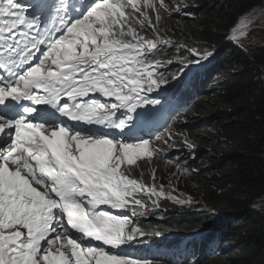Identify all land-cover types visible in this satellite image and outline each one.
Returning a JSON list of instances; mask_svg holds the SVG:
<instances>
[{"label":"snow or ice","instance_id":"6c2138e0","mask_svg":"<svg viewBox=\"0 0 264 264\" xmlns=\"http://www.w3.org/2000/svg\"><path fill=\"white\" fill-rule=\"evenodd\" d=\"M197 7L0 0V264H152L128 250L161 232L147 233L133 218L161 198L193 201L172 195L171 180L157 183V168L145 180L142 164L167 157L175 143L171 129L154 131L160 114L167 126L176 110L170 89L187 87L192 66L217 54L179 43L160 24L166 13L194 19ZM256 12L235 16L226 43L244 50L239 41ZM174 151L173 178L196 158Z\"/></svg>","mask_w":264,"mask_h":264},{"label":"trees","instance_id":"16d2710c","mask_svg":"<svg viewBox=\"0 0 264 264\" xmlns=\"http://www.w3.org/2000/svg\"><path fill=\"white\" fill-rule=\"evenodd\" d=\"M176 3L198 5L191 9L195 18L166 13L160 27L166 23L172 39L183 41L181 44L211 45L217 54L201 68L192 66L190 84L183 86L175 100L186 110L177 116L171 130L200 151V157L192 161L193 169L199 170L193 172L192 180L202 201L229 215L200 211L198 207L186 213L173 210L162 214L158 226L162 230L176 227L177 232L219 228L218 236L214 231L210 240L212 245L221 242L219 252L213 256L209 249L211 258L199 264H264V211L255 207L264 197V45L249 53L226 43L222 35L229 33L238 13L251 10L260 0ZM152 160L148 167L158 170L171 164L163 155H154ZM167 179V184L171 180V186H177L170 174ZM170 203L175 207L174 201ZM218 216H225L224 221L215 224ZM205 246L200 247L201 253ZM161 254L160 248L151 247L142 258L152 264H175L160 260Z\"/></svg>","mask_w":264,"mask_h":264},{"label":"clouds","instance_id":"9594fccd","mask_svg":"<svg viewBox=\"0 0 264 264\" xmlns=\"http://www.w3.org/2000/svg\"><path fill=\"white\" fill-rule=\"evenodd\" d=\"M163 21H164V19H163ZM163 25H164V22L161 26H163ZM192 71H193V68H192ZM162 87H164V86H162ZM177 87L181 90L183 89V85H181V88H180V86H177ZM179 91L180 90H177L176 86H173L170 89V92L175 93L174 105H175V100L178 96ZM159 99H163V98L159 97ZM176 118L177 117H172V119L170 121H168V124L169 123L172 124L169 129H173L175 127ZM165 127L166 126H163L161 129L158 126V128H160L159 131L164 130ZM169 129L166 130L165 133H159V135L167 136ZM172 139L175 141V143L172 144V146H173L172 151L169 152V150H167L169 153L168 156L166 157L167 159H169V157H170L171 153L174 151V149H179L180 152H182L184 155L186 143L194 146L192 149H189L186 152L192 151V152L196 153L195 155L199 156L200 151L197 149V146L194 143L189 142V141H184L183 138L180 135H177L176 133L172 137ZM152 141H153V143H156V145L159 147V143L157 141H155V139ZM150 143H151V141H150ZM173 157L174 156H172V159H173ZM174 163H176L175 160H174ZM173 164L169 165L164 170H158L157 171V183H162L165 186L169 185L166 182H168L167 178L169 177V174H171V172H169V170ZM148 166H149V164H142V169L144 172V179L151 182V178L149 176H150L152 168L148 167ZM161 177L163 179H161ZM174 184L177 185V182H174ZM173 188L176 189V186H173V187L170 186V190ZM171 201H173V200L161 198L158 208H152L151 204L149 203L146 206L148 208V210L145 212V214L139 215V216H136L133 218L135 220V225H138L139 227L143 228L145 230V232L152 233L154 231H160L161 236L160 237L149 236L143 245H140L134 249H129L128 251H130L131 253H133L137 257H143L145 251L151 247H157V248L163 249L165 246H168L170 254H168V255L161 254L160 260L173 262L175 264H178V262L181 260H186L188 263L189 260H193V259H198L200 262H204V260L209 259L211 257H209L206 254L201 253L200 250H196V246H198V245L201 246V244L197 240L198 239L197 235H198V233L202 232L205 236H204V238L200 239V241L205 242L208 245L207 247L212 249L213 256L217 252H219V245L221 242L219 240L215 241L213 245L210 242V240L212 239L214 231H216V235L218 236V233H219L218 229L219 228H215L212 232H210L211 228H209V229L208 228H202V229L199 228V229H193V230H188V231H184V232H177V230L175 229L176 227H172L170 230H168V229L162 230L159 228V226H158L159 222H157V221L161 220L162 214L165 212H170V213L173 212V210H171V207H170ZM193 208H194V206H190V207H188L182 211H185L184 213H186V212H189L190 210H192ZM225 214L229 215V213H225ZM225 214H223V215H225ZM223 217H225V216H218V219H217L215 224L222 223L224 221ZM179 238L182 239V244L184 247L183 250H179V248H177V241ZM216 239H218V238H216ZM193 252L195 253L194 257L189 255L190 253H193ZM190 264H192V263H190Z\"/></svg>","mask_w":264,"mask_h":264},{"label":"rangeland","instance_id":"374dc122","mask_svg":"<svg viewBox=\"0 0 264 264\" xmlns=\"http://www.w3.org/2000/svg\"><path fill=\"white\" fill-rule=\"evenodd\" d=\"M173 3L177 5L176 0H173ZM252 9L257 10V12L255 13L256 19L249 26L251 29L249 34L246 37L241 38L239 41V43L241 44L243 49L247 50L249 53L255 51L258 46L264 45V14H260V12H259L260 4L256 5ZM251 10H249V11H251ZM163 22L164 21L162 19L160 26L163 24ZM165 22H166V19H165ZM182 42L183 41H180L179 43H182ZM176 88H177V86H176ZM163 133H165V131ZM172 147L173 146L171 144L169 146V149H167V150H169V152L172 151ZM172 155L174 156L173 160L176 161L177 152L173 153ZM184 155H185V157H188V152H186V150H184ZM195 157L197 158L200 156L195 155ZM192 161H193V159L187 158L186 163H187V166L190 170L187 172H181L180 175L176 176L175 178H173L172 174L175 172V170L177 168L176 167L177 164L174 163L170 167V170H169V172H171L170 176L173 178L174 182H177L176 189L171 194L180 196L182 198L188 197V198H191V200L193 201V203H191L190 205H183V206L176 203L175 207L171 208V210L182 211V210H185L186 208H188L190 206H194V207H198L199 210H201V211L203 210V211H209L211 213L217 212L220 214H225L224 211L219 210L218 206L215 205L213 207L212 205H209V204L205 203L204 201H202V197H201L202 194L197 190V187L194 185V181L192 180V177H193V171H191V170H193V167H192L193 162ZM255 207L264 211V197L259 199L255 203Z\"/></svg>","mask_w":264,"mask_h":264},{"label":"bare ground","instance_id":"6f19581e","mask_svg":"<svg viewBox=\"0 0 264 264\" xmlns=\"http://www.w3.org/2000/svg\"><path fill=\"white\" fill-rule=\"evenodd\" d=\"M186 110V109H185ZM172 124L171 123H169L165 128H164V130H160L158 133H163L164 131L166 132V130H168V128L171 126ZM168 127V128H167ZM151 143H153V141H151ZM204 237V234L202 233V232H200V233H198V235H197V240H198V242L201 244V246H203V245H205L206 243L205 242H201L200 241V239H202ZM200 246V247H201ZM177 248H179V250H183V244H182V239L180 238L178 241H177ZM200 249V248H199ZM201 249H204L203 251H204V253L203 254H206V255H208L209 254V252H210V248H208L207 249V247L205 246V248L204 247H202ZM207 251V252H206ZM161 253L162 254H166V255H168V254H170L169 253V247L168 246H165L163 249H161ZM156 255H157V253H155Z\"/></svg>","mask_w":264,"mask_h":264}]
</instances>
